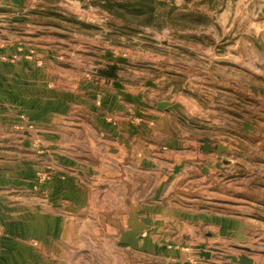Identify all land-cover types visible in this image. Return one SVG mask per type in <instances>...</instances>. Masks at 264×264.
Returning <instances> with one entry per match:
<instances>
[{"label":"rangeland","instance_id":"obj_1","mask_svg":"<svg viewBox=\"0 0 264 264\" xmlns=\"http://www.w3.org/2000/svg\"><path fill=\"white\" fill-rule=\"evenodd\" d=\"M111 64L131 89L129 121L146 120L153 137L158 103L182 105L171 111L186 176L171 215L218 220L185 234L188 248L211 251L207 264H264V0H0V264H62L67 234L78 247L120 249L125 217L91 222L105 136L78 124L93 105L110 117ZM81 187L92 192L86 208L74 203ZM75 260L155 263L132 252Z\"/></svg>","mask_w":264,"mask_h":264},{"label":"crops","instance_id":"obj_2","mask_svg":"<svg viewBox=\"0 0 264 264\" xmlns=\"http://www.w3.org/2000/svg\"><path fill=\"white\" fill-rule=\"evenodd\" d=\"M126 85L119 79V76L113 75L110 83L102 92L103 107L110 117L106 120L101 118L97 114V106L93 105L91 111L83 118L80 117L78 123L84 129L96 131L98 136L104 134L110 154V157L105 158L104 169L97 171V180L101 181L96 182L97 199L95 201L91 199L90 202L96 214L91 222L98 226L106 222V225L112 226L116 221L108 217L107 219L105 216L106 213L115 211L118 216L125 217L129 224L130 214L133 208H136L138 220L146 218L149 223L147 228L138 235V248L119 244V238L117 243L121 246L120 249L99 251L88 246L78 247L76 245L78 240L69 234L62 235L56 244L60 250L57 253L63 258L60 262L66 264L68 257L73 259L69 261V264H80L79 260H75L76 258L100 255L115 258L118 254H122L123 259L129 258L132 252L133 255L145 260L155 259L154 264H207L206 260H210L212 256L211 251L204 249L197 255L196 251L188 248L185 236L188 235L191 239L197 238L203 227L209 228L211 224L218 222L217 217L209 213H199L193 218H178L171 215V210L179 209L180 205L177 199L170 195H173L181 178L186 176L181 172L177 173L178 165L183 160L175 154L179 146H177L175 137L173 113L166 109L154 111L155 117L151 122L158 126L153 130L155 135L153 137L152 131L146 129V120L138 117L132 122L129 121L128 110L131 109V105L134 106V103L131 104L129 102L131 98L125 95L128 93H124L126 88L131 90ZM134 97L138 99L140 95ZM144 109L146 108L140 106L136 114L144 117L142 114ZM148 111L152 110L148 109ZM162 142L165 144L163 147L160 146ZM81 190L82 195L75 196L74 203L77 200L80 202L77 204L86 208L88 199L83 196L88 193L91 195L92 192L88 187H81ZM126 229L128 226L122 230ZM173 232H175L174 235ZM100 233V230H97V234ZM207 234L209 232H206ZM90 238L91 241H97L100 237L91 235ZM107 238H109L108 235L104 239ZM50 242L48 238L47 244L52 247ZM207 252L211 253L210 256L205 255ZM195 256H199V259H195ZM121 264L128 263L122 261Z\"/></svg>","mask_w":264,"mask_h":264},{"label":"water","instance_id":"obj_3","mask_svg":"<svg viewBox=\"0 0 264 264\" xmlns=\"http://www.w3.org/2000/svg\"><path fill=\"white\" fill-rule=\"evenodd\" d=\"M116 68V64H111L110 69L107 71L108 75L112 76L113 72ZM182 105L180 103H175V102H170V101H161L158 103V108L160 109H166V110H175ZM245 129H253L254 125L245 123ZM211 148H213V145L208 144ZM217 150L222 152L226 150V147L222 145L217 146ZM136 208H133L130 217H129V228L126 230L121 231V236H120V244H126L129 245L133 248H138L139 247V239L138 235L147 228V225L149 223V220L144 218L141 221L138 220L137 215H136ZM210 252L205 253L206 256H210ZM234 261H238L240 263H245V264H253V259L246 256L242 255L240 258L231 256Z\"/></svg>","mask_w":264,"mask_h":264}]
</instances>
